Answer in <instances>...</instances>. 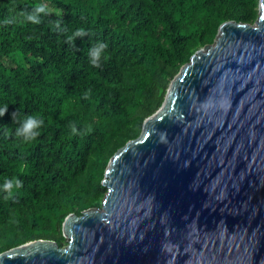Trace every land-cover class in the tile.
Here are the masks:
<instances>
[{"label": "trees", "instance_id": "obj_1", "mask_svg": "<svg viewBox=\"0 0 264 264\" xmlns=\"http://www.w3.org/2000/svg\"><path fill=\"white\" fill-rule=\"evenodd\" d=\"M259 12L260 0H0V255L68 246L65 220L102 207L111 159L182 68ZM29 117L39 134L26 141Z\"/></svg>", "mask_w": 264, "mask_h": 264}, {"label": "water", "instance_id": "obj_2", "mask_svg": "<svg viewBox=\"0 0 264 264\" xmlns=\"http://www.w3.org/2000/svg\"><path fill=\"white\" fill-rule=\"evenodd\" d=\"M100 209L0 264H264V0L227 22L111 159Z\"/></svg>", "mask_w": 264, "mask_h": 264}, {"label": "clouds", "instance_id": "obj_3", "mask_svg": "<svg viewBox=\"0 0 264 264\" xmlns=\"http://www.w3.org/2000/svg\"><path fill=\"white\" fill-rule=\"evenodd\" d=\"M45 9L42 6H37L36 7V12H44ZM27 20L33 22V23H39V20L37 19L35 14H27ZM81 33H83V30H80ZM95 64V62H94ZM7 113V108H5L3 111H0V116H3ZM13 118H15V113H13ZM37 127V121L32 118H27L26 123H24L22 128H18L16 130L18 136H23L26 141L28 140H33L35 139L39 133L34 132L33 129ZM17 185L19 186L20 182H16ZM12 185L11 184H6V188H10Z\"/></svg>", "mask_w": 264, "mask_h": 264}]
</instances>
